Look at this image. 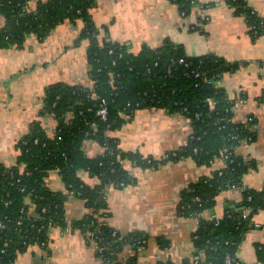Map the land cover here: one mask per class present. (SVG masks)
Returning <instances> with one entry per match:
<instances>
[{
  "label": "trees",
  "instance_id": "16d2710c",
  "mask_svg": "<svg viewBox=\"0 0 264 264\" xmlns=\"http://www.w3.org/2000/svg\"><path fill=\"white\" fill-rule=\"evenodd\" d=\"M96 0H0V14L5 23L0 28V48L22 46L35 34L40 38L64 20L80 19L83 28L78 41L88 39L90 84L74 85L56 82L47 87L40 114L57 121L53 133L32 123L28 133L17 143L16 164L0 163V264H14L17 255L31 245L45 248L52 228L93 233L96 256L102 264H137L136 255L120 257L124 247L137 249L145 244L139 232L121 234L107 225V191L123 187L133 178L123 167L124 160L140 166L161 161L124 151L110 135L125 117L137 109L158 107L170 113H181L191 121L192 132L186 144L167 154L164 160L191 157L197 165L214 167L210 175L180 191L178 211L195 216L213 209L220 191L243 188V176L254 161L236 153L242 140H253L254 119L244 123L233 120V101L226 96L219 81L236 63H226L214 53L187 56L182 45L164 40L151 49L142 45L138 52L110 40L99 42L98 30L90 16ZM186 15L197 0H171ZM241 15L253 37L264 34V21L247 0H226ZM214 102L210 108L207 102ZM105 100L106 118L97 114ZM95 140L103 148L90 157L84 143ZM226 156L222 162L221 156ZM223 164V165H222ZM55 172L64 190H54L46 182ZM94 179L87 183L81 173ZM69 195L84 201L89 212L68 223L65 202ZM243 210L236 216L221 219L199 217L192 242L195 256L182 264H222L224 256L236 257L238 245L250 226L253 213L264 210V188L242 189ZM101 217V219H100ZM50 226V227H49ZM257 257L264 262V246L257 245ZM160 264H174L170 261Z\"/></svg>",
  "mask_w": 264,
  "mask_h": 264
},
{
  "label": "crops",
  "instance_id": "0c3cea01",
  "mask_svg": "<svg viewBox=\"0 0 264 264\" xmlns=\"http://www.w3.org/2000/svg\"><path fill=\"white\" fill-rule=\"evenodd\" d=\"M264 21V0H247ZM90 16L98 30V40H110L138 52L142 45L156 49L164 40L182 45L187 56L214 53L236 68L223 74L219 85L233 101V120L244 123L253 117V140H242L236 153L254 161L243 176V188H264V34L253 37L243 17L226 0H197L186 15L171 0H96ZM5 19L0 14V28ZM80 19H66L43 38L28 36L22 46L0 48V163L16 164L17 143L39 122L51 134L57 121L40 114L48 86L56 82L89 85L88 39L78 41L83 28ZM121 125L110 132L124 151L161 161L140 166L124 160L123 167L134 179L123 187L107 191V215L102 220L121 234L139 232L145 244L137 249L124 247L120 257L136 255L137 264H182L195 256L192 236L199 217L183 216L178 211L180 191L210 175L212 166L197 165L193 158L164 160L168 153L186 144L192 132L191 121L181 113L150 107L123 116ZM90 157L102 153L95 140L84 143ZM90 184L94 179L83 172ZM51 189L65 186L55 172L46 178ZM222 190L215 198L213 211L204 219L236 216L243 210L242 189ZM89 210L84 201L69 195L65 202L68 223ZM101 219V217H100ZM257 245L264 246V210L253 213L236 258L244 264H264L257 257ZM97 244L88 242L82 232L52 228L45 248L31 245L19 253L14 264H102L96 256Z\"/></svg>",
  "mask_w": 264,
  "mask_h": 264
},
{
  "label": "built area",
  "instance_id": "2783aa9c",
  "mask_svg": "<svg viewBox=\"0 0 264 264\" xmlns=\"http://www.w3.org/2000/svg\"><path fill=\"white\" fill-rule=\"evenodd\" d=\"M207 102H208V105L210 108H213L214 106V102L213 100H211L210 98H207ZM106 113H107V110H106V106H105V100H101L100 104H99V108L97 110V114L100 116V119L101 120H105L106 118ZM248 120H251V117L248 118ZM226 157V156H225ZM223 155L221 156V159L222 160H219L220 162H222L225 158ZM223 165V164H222ZM219 166V165H218ZM234 188V187H232ZM250 212V208L248 207L247 209H243V216L249 214ZM202 213V212H201ZM201 213H199V215L197 217H200ZM0 227H3V224L2 222L0 221ZM50 227V226H49ZM79 231V230H78ZM81 232V231H80ZM82 234L84 235L85 239L88 241V242H95V238H94V235L92 232L90 231H87V232H82ZM97 244V243H96ZM126 264H130V263H126ZM222 264H244L242 263L239 259H237L236 257L234 256H231L229 254H226L224 256V259H223V262Z\"/></svg>",
  "mask_w": 264,
  "mask_h": 264
},
{
  "label": "water",
  "instance_id": "95a60500",
  "mask_svg": "<svg viewBox=\"0 0 264 264\" xmlns=\"http://www.w3.org/2000/svg\"><path fill=\"white\" fill-rule=\"evenodd\" d=\"M211 212H214L213 210H211Z\"/></svg>",
  "mask_w": 264,
  "mask_h": 264
}]
</instances>
